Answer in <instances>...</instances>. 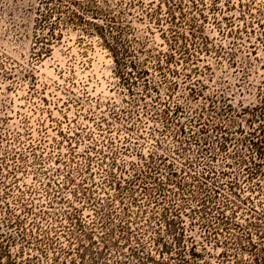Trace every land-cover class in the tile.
I'll list each match as a JSON object with an SVG mask.
<instances>
[{
    "label": "rangeland",
    "instance_id": "rangeland-1",
    "mask_svg": "<svg viewBox=\"0 0 264 264\" xmlns=\"http://www.w3.org/2000/svg\"><path fill=\"white\" fill-rule=\"evenodd\" d=\"M180 1L182 9L170 20L169 7ZM95 5L104 9V18L86 20L111 24V35L61 21L56 13L40 27V0H0V222L19 219L40 240L30 241L18 260L72 264L75 257L64 252L79 243L71 233L100 248V236L109 233L125 252L139 239L155 259L167 260L178 250L174 236L180 233L187 257L192 244L199 256L191 264H251L256 253L251 244L264 253V175L249 176L254 163H237L227 154L239 146L244 158L261 161L247 141L250 133L255 141L264 139V0H96ZM192 18L198 31L190 29ZM112 35L120 39L119 48L129 49L126 59L137 63L125 68L131 72L127 82L109 47ZM212 106L227 109L213 120L227 126L236 143L222 151L215 142L216 159L208 165L196 142L202 124H191L200 112L207 122ZM226 161L233 165L225 167ZM209 166L217 173L207 182L222 195L213 202L221 204L225 194L234 202L224 209L225 227L215 222L217 209L192 211L201 204L190 195H205L198 180ZM145 171L159 181L141 179L130 187L128 181ZM159 182L166 184L163 192ZM228 182L234 183L233 194ZM164 208L176 211L167 216L178 224L175 232L168 231L174 227L163 219ZM103 214H111L105 228ZM121 224L129 228L127 245ZM158 228L163 242L176 247L163 257L161 245L153 243ZM20 248V242L11 247L14 256ZM111 253L107 260H116L118 253Z\"/></svg>",
    "mask_w": 264,
    "mask_h": 264
},
{
    "label": "trees",
    "instance_id": "trees-1",
    "mask_svg": "<svg viewBox=\"0 0 264 264\" xmlns=\"http://www.w3.org/2000/svg\"><path fill=\"white\" fill-rule=\"evenodd\" d=\"M40 4L42 6H40V8L37 9V13L40 14V21H39V26H43V22H45L46 20L50 19L54 13L57 14L58 19L61 21H65V22H71V23H80V24H84L85 26L92 28L93 32L99 34L100 36H106L107 33H109L110 35L112 34V31L114 29L113 26H111V24H93V22H90L88 19V17H91L93 19H103L105 16V11L103 8L95 5L96 4V0H83V1H76V0H40ZM196 4H194L195 6ZM182 1H180L178 4H173V6L169 7L170 10V20L175 21V9H182ZM65 17H67L66 19H64ZM194 22H192L190 24V29L193 30L195 29L196 31H198L199 27L197 26L196 20L195 18H192ZM192 21V20H191ZM50 30V29H49ZM91 30V31H92ZM195 33L192 34V39L195 38ZM52 36H54L52 34ZM42 40H45V37L41 38ZM188 39H190V37L188 38L187 36H182V40H184L185 42L188 41ZM190 39V41L193 43V40ZM120 42V39H118L117 36H113L112 35V39H111V43L109 45V47H111L112 45V50H113V57H114V61L116 63V65L120 68V74L122 77H124L123 79L127 81H129V76L130 73L129 71L125 70V68H127L128 66H130V68L135 69L137 68V63L132 59H126V56L130 57L131 53L130 51H128L129 49L126 47L119 48L118 43ZM178 43V42H176ZM183 48L181 47V50ZM48 50V48H47ZM187 48H185L184 51H186ZM123 69L125 71H123ZM144 72H140L139 74H143ZM147 85H145L144 88H146ZM192 91V90H191ZM212 104H214V101H212ZM180 107L177 106L175 113L180 111ZM212 114H216V115H212V114H208L209 119H207V122H203L202 119L205 117V114L200 112L197 114V116L195 117L196 120H192L191 126L193 127H199V125L202 124V126H200V129L198 130L199 134L201 135V139H199L198 141L196 140L197 143H199L200 148L199 151H201V154L204 153V155H208L207 158V163L208 165H210L211 161H213L214 159H216V154L214 153V144L219 143L220 148L222 149V151H228L230 146L235 145L236 142H233L234 137L233 135H231V132L229 130V128L227 126H224L223 124H218L215 122V120H213L214 118H217L218 115L219 116H224L227 115V109L224 108L220 111L215 110L216 108L214 106L211 107ZM207 111V110H206ZM264 111V108L262 109L261 113ZM219 113V114H218ZM264 114V113H263ZM203 122V123H200ZM213 125V130L211 129V126ZM210 130L212 131H217V136L215 137V139L212 138V136L209 135ZM182 131V130H181ZM255 134L254 133H250V138L248 139V145L250 147V149L252 150V152L256 153V157H258L259 159H261L260 162H256L255 158L253 155H251L250 157L244 158V156L240 155V147L236 146L237 150L234 151H229L228 152V158L230 159H235V161L237 163H245V162H249L251 161L252 163H254L255 167L252 169H249V176H255L257 174H263V168H264V139L261 140H254ZM215 140V141H214ZM237 141V139H236ZM239 142V141H237ZM242 142V141H241ZM244 145V144H242ZM236 157H238L239 159L236 160ZM233 165L232 161H226V164L224 165L225 167H230ZM150 169V167L148 168V170ZM217 172L214 171L212 168H210V166L208 167V170L205 174H203L201 176V180H198V184L201 190L205 191V195L204 196H196L193 193L190 195V197L194 200L198 199L197 202L198 204H201L200 208L197 210H192L195 211L196 213H200L201 211L203 212H207L208 211H213L214 209L216 210V215L215 216V222L221 226V223L223 224L222 226H226L228 224V220L229 218L225 216L224 214V209L225 207L228 208L231 205H234L232 202V200L230 199V196L228 195H223V198L221 200V204H215V202H213L215 199H218L220 196V191L221 188L219 186H217L216 184H214V182L212 184L209 185V183L207 182V178L212 179L213 175H215ZM171 175H174L175 172H170ZM223 177H227L229 178V174L228 171L223 170L221 172ZM145 175L143 176L142 173L140 174H135L134 178L131 181H128V184L130 187H135V185L137 183L140 182V180L142 179H149L153 182H156V180L159 181V178L156 179V177L153 176V174L148 175V172L145 171ZM168 182H171V180L169 179ZM230 182H228L229 184ZM181 182L180 181H176L175 185L176 186H180ZM158 186L160 189L159 192H163L166 184L159 182ZM180 188V187H179ZM226 188L230 189V194H233L232 190L234 188V183H230V185H227ZM146 187H143V190H146ZM156 199V198H155ZM153 199L154 203H159L158 200ZM151 201V200H150ZM152 202V203H153ZM210 206V207H209ZM165 214L164 216V220L167 221V225L174 227V228H169V232H175L176 228H175V221L170 222L168 221L169 218H167L168 213L169 215L171 214L172 216L173 211L174 213H176L175 210H171L170 208H164ZM111 214H103L104 219L102 221V227L105 228V221L109 218ZM118 216V215H117ZM11 217V216H10ZM164 221V222H165ZM177 224V223H176ZM125 224H121L119 225V229L121 234V239L125 241V244L127 245V243L130 241L129 236L124 233V229L129 230L128 227L124 226ZM160 225V224H159ZM158 224H155V227L159 226ZM178 225V224H177ZM79 228L82 227L81 224L77 225ZM5 227L6 231L8 229L14 228V230H12L13 232H1L0 231V264H40V259L36 257V260L33 261L34 258H26L24 260H18L21 258V256H23L25 254V247H29L30 245V241H40L39 237H36L32 234V232H28L27 229H25L22 226V222L19 219H11L8 218V220H4L2 222H0V230ZM207 229L210 228L209 225H206ZM38 229V226H37ZM218 230L215 231V233H213L215 236H217ZM154 239H153V243L157 244V245H161V249H162V257L164 254V251L167 253H171L173 250L176 249V247H172L171 245H169L166 242H163V235L161 233V229H155L154 230ZM249 235V234H247ZM71 236L74 237L75 241H77L76 243H79L78 249H74L72 248V244L70 243L69 246H67V248L65 249L66 255L70 256L73 255V258L71 263L72 264H87V258H90V263L89 264H99L100 261H105L102 264H147L150 261H153L154 264H191L192 262V258H199L197 252H195V246L192 244L191 249L189 250V256L187 257L186 253H185V249L184 246H181L182 243V236L183 234H177L176 236H174V240H175V244L178 245V250H176V252L174 253L175 256L172 254L170 258H168L167 260L163 259H155V257L151 254L146 252V245L143 244L141 241L136 240V246H129L127 252L125 251H119V249L121 250L122 248L120 247V243L118 241L115 242H111L109 239V233H103L102 236H100L101 239V243L103 244V246H101V248L99 247V243L96 241H90L89 243V247L84 245L82 243L81 237L77 236L75 234L71 233ZM90 237L89 234H86L85 237ZM49 241V240H48ZM73 240H71L72 242ZM18 242L21 243V251L17 252V254L14 256V254L12 253L11 247L13 245H16ZM48 243V242H47ZM73 243V242H72ZM227 244H229V242H227ZM250 248V252L254 251L256 253H254L253 255V261L251 264H264V253H262L261 255L259 254V252L257 251V245L251 244L249 246ZM115 250V253H118L117 259L114 261L111 260H107L108 256L111 257L112 256V251ZM76 251V252H74ZM159 251V250H158ZM44 252V251H42ZM258 252V253H257ZM174 256V257H173ZM19 257V258H18ZM77 257L79 259V261L77 260ZM223 258H228L227 255H223ZM107 260V261H106ZM227 260V259H226ZM53 261H57V258H55ZM173 261V262H171Z\"/></svg>",
    "mask_w": 264,
    "mask_h": 264
}]
</instances>
